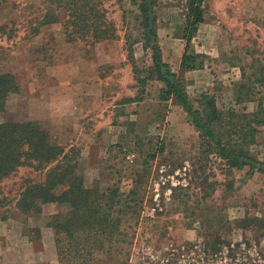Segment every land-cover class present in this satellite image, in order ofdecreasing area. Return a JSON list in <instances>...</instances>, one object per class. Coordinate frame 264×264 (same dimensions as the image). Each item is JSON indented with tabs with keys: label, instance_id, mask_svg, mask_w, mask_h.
I'll list each match as a JSON object with an SVG mask.
<instances>
[{
	"label": "rangeland",
	"instance_id": "1",
	"mask_svg": "<svg viewBox=\"0 0 264 264\" xmlns=\"http://www.w3.org/2000/svg\"><path fill=\"white\" fill-rule=\"evenodd\" d=\"M101 1L117 39L83 48L66 43L60 23L39 27L46 12L43 0H0V68L13 74L19 86L6 102L4 118L37 121L55 144L75 151L86 185L123 194L139 185L138 224L122 225L121 238L97 251V264H264V176L247 168L229 169L215 153L200 147L199 134L182 108L160 100L161 82L137 83L152 66L141 14L132 0ZM151 1L154 20L149 25L156 38L159 28L162 38L171 37L184 25L186 0ZM168 7L177 9L175 17ZM35 28L39 32L32 35ZM176 44L183 47L184 40ZM191 47L203 66L184 75L188 96L194 101L206 92L221 111L255 112L258 99L264 98V88L256 83L258 67L264 68V0H205L204 22ZM84 50H89V60L112 54L114 64L121 65L109 73L99 104L97 96H83L86 84L76 77L74 56ZM90 67L80 64L85 73ZM170 67L177 73V62ZM107 69L103 67V74ZM241 82L250 86V93H259L256 98L243 90L236 100ZM255 141L248 148L250 156L263 162L264 126L257 128ZM25 176L41 175L21 169L2 183L0 222L14 212L9 199ZM207 206L215 207L229 224L209 229L205 221L216 214H206ZM58 210L47 204L35 216L16 214L22 229L15 218L3 228L7 238L0 236V259L17 264L14 251L27 241H39L45 235L40 229L45 230ZM211 237L220 244L205 250L203 244ZM188 244L194 245L191 252H178ZM23 260L34 264L29 257ZM43 260L59 264L55 252L36 261Z\"/></svg>",
	"mask_w": 264,
	"mask_h": 264
},
{
	"label": "trees",
	"instance_id": "2",
	"mask_svg": "<svg viewBox=\"0 0 264 264\" xmlns=\"http://www.w3.org/2000/svg\"><path fill=\"white\" fill-rule=\"evenodd\" d=\"M43 1L46 12L38 22L39 27L60 23L67 40L94 43L117 39L114 25L107 19L101 0ZM204 3L205 0H186L182 33L185 45L179 71L174 73L162 61L156 33L149 25L150 20H154L152 1L132 0V5L141 14L145 48L152 52V66L144 79L137 77V83L143 84L151 79L161 82L160 100H170L181 107L199 134L200 147L215 153L229 169L240 171L247 168L248 173L257 172L264 176V161L253 159L248 150L256 142L257 128L264 126V98L258 99L255 112L240 113L233 109L221 111L209 93H202L193 101L186 92L185 73L203 66L199 60L201 56L193 51L191 42L198 26L204 22ZM33 31L32 35L39 32L37 28ZM128 53L132 54L130 50ZM258 70L256 83L264 88V68L260 65ZM241 77L245 79L244 75ZM243 90L246 94L251 91L250 86L241 82L235 94L236 100L241 99ZM18 92L14 75L0 68V191L2 183L21 169L41 175L32 179L23 177L17 194L9 202L15 210L25 214H40L44 205H57L60 211L50 216L46 227L53 232L58 263L97 264V251L102 250L107 241L121 238L122 225L130 221L138 224L140 187L134 185L133 190L123 194L116 188L86 185L79 172L75 151L55 144L49 130L37 121L20 122L4 118L7 100ZM257 94L249 95L256 98ZM186 207L188 210V205ZM204 210L206 214H216L205 221L209 229L229 224L215 207L207 206ZM219 244L211 237L203 248L214 249ZM193 247L192 244L180 246L178 252H191ZM106 251L108 254L109 248Z\"/></svg>",
	"mask_w": 264,
	"mask_h": 264
},
{
	"label": "crops",
	"instance_id": "3",
	"mask_svg": "<svg viewBox=\"0 0 264 264\" xmlns=\"http://www.w3.org/2000/svg\"><path fill=\"white\" fill-rule=\"evenodd\" d=\"M176 10L174 7H168L167 8V12H169L170 15H172L173 17L176 16L175 15ZM51 25H53V24H51ZM48 26H50V25H48ZM176 28H177V30H176ZM176 28L175 29L173 28L175 30V32L173 34H171L174 38H172V36L168 37V38H165V37L162 38L165 34L163 33L162 29L159 28V31L157 33V38H158L157 44H158L160 51H161L162 61L164 63L168 64L169 66L176 65V62H177V70L179 71V64L181 61V56H182L183 51H184L185 43H184L183 47H178L176 42L180 41V40L183 41V39H182V33H183V28H184L183 23L180 24L179 27L177 26ZM75 42L82 45L83 48H87L86 44H89V46H90V44H92V43H87V42L81 41V40H68L66 43L71 44V43H75ZM101 42H104V41H101ZM77 43H75V44H77ZM96 43L97 42H94V44H96ZM88 51L84 50L85 54L84 53H81V54L76 53V56H74V62L78 64L77 69H76V77H78L80 80H83L86 84L84 86L85 87V93L83 94V96H85V97L89 96V98H92V96H97V104H99V103H101V101L103 99L104 83L106 84V82H105L106 79L109 78V75H111L109 73L112 70H120L121 65L120 64L118 65L117 63L114 64L116 62V60H115L116 57H115V55H112V54H110V55L106 54L103 56L97 55V57H95L94 60H89L90 57H89V55H87L88 53H86ZM102 60H104V61H102ZM82 63H87V65L91 66L90 67L91 72H89V73L87 71H86V73L83 72V68H80V64H82ZM118 63H122V62L119 60ZM104 64H106V65H104ZM112 65H113V67L111 68ZM104 66H107V68H108L107 69L108 72L106 74H103L105 71V70L103 71ZM172 72H174V71H172ZM191 72H194V71L186 72L185 74L191 73ZM87 82H88V84H87ZM79 84L82 86L83 82L79 81ZM11 214L12 215L9 216V218H7L6 221L0 222V228H1L0 229V236H5V238H7V236H6L7 234L4 232L3 228L6 226V224L10 225L9 222L14 220V219L12 220V218H15L14 222L20 224L21 225L20 230L22 229V223L20 221H18V219L16 218V214H18L17 216L22 215V216H26V217L37 215V214H33V213H26V214L21 213L15 209H14V212H12ZM17 228H18V226H17ZM40 233L45 234V235L41 236L39 241H33V240L31 242L27 241V243H23L20 246V249H18L17 251L16 250L14 251V252H16V256L13 257L14 258L13 262H18L17 264H27L23 259H25L26 257H29L31 262H34V264H47L44 260L43 261H36V260H41L42 257L46 258L47 255H52L53 252H55L53 232L51 229H49L48 227L45 226V230H44V228L43 229L41 228ZM13 234L16 236L18 233H13ZM19 235H21V231H20ZM21 238H23V236ZM37 242L39 244L43 245L42 249L38 248L39 246L36 244ZM0 264H8V263H5L2 259H0Z\"/></svg>",
	"mask_w": 264,
	"mask_h": 264
}]
</instances>
